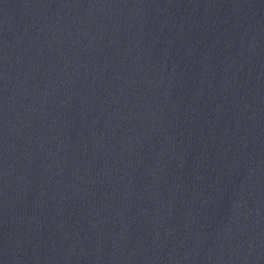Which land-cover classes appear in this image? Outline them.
Returning a JSON list of instances; mask_svg holds the SVG:
<instances>
[{
    "label": "water",
    "instance_id": "obj_1",
    "mask_svg": "<svg viewBox=\"0 0 264 264\" xmlns=\"http://www.w3.org/2000/svg\"><path fill=\"white\" fill-rule=\"evenodd\" d=\"M0 264H264V0H0Z\"/></svg>",
    "mask_w": 264,
    "mask_h": 264
}]
</instances>
